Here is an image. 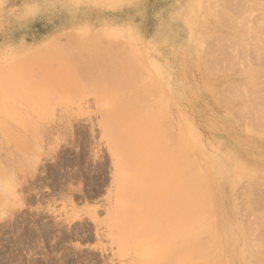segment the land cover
<instances>
[{
	"label": "rangeland",
	"instance_id": "374dc122",
	"mask_svg": "<svg viewBox=\"0 0 264 264\" xmlns=\"http://www.w3.org/2000/svg\"><path fill=\"white\" fill-rule=\"evenodd\" d=\"M186 204L264 260V0H0V264H170Z\"/></svg>",
	"mask_w": 264,
	"mask_h": 264
},
{
	"label": "bare ground",
	"instance_id": "6f19581e",
	"mask_svg": "<svg viewBox=\"0 0 264 264\" xmlns=\"http://www.w3.org/2000/svg\"><path fill=\"white\" fill-rule=\"evenodd\" d=\"M204 5H205V4H204ZM200 7H201V6H200ZM232 11H233V10H232ZM236 12H237V11H236ZM234 13H235V11H234ZM191 21H192V20H191ZM196 24H198V22H197ZM200 24H202V23L200 22ZM203 25H204V24H203ZM198 26H199V25H198ZM200 27H201V25H200ZM215 34H216V33H215ZM221 34H222V33H220L219 35H221ZM239 34H240V33H239ZM243 34H244V32L242 33V35H243ZM194 35H195V33H194ZM237 35H238V34H237ZM194 37H195V36H194ZM197 37H198V36H197ZM217 37H218V35H217ZM195 39H196V38H195ZM198 40H199V39H198ZM221 40H222V39H221ZM211 41H212V40H211ZM223 41H224V40H223ZM237 41H238V39H237ZM203 43H204V42H203ZM207 45H208V43H207ZM213 45H214V44H213ZM240 45H241V44H240ZM199 46H201V43H200ZM217 46H218V45H217ZM247 46H248V45H247ZM206 47H207V46H206ZM248 48H249V47H248ZM200 49H201V48H200ZM204 51H207V49L204 50ZM238 51H239V50H238ZM218 52H219V51H218ZM241 52H242V51H241ZM219 53H220V52H219ZM197 54H199V53H197ZM200 54H202V53L200 52ZM224 54H225V53H224ZM203 55H204V54H203ZM226 55H227V54H226ZM244 55H245V54H244ZM247 55H248V54L246 53V57H247ZM122 56H124V55H122ZM124 57H125V56H124ZM205 57H206V56H205ZM122 58H123V57H122ZM122 58L117 57L116 59H117L118 61H120V59L122 60ZM203 58H204V57H203ZM203 58H202V59H203ZM212 58H213V57H212ZM219 58H221V57H219ZM228 58H229V57H228ZM228 58H227V59H228ZM223 59H224V58H223ZM223 59H222V62H223ZM212 60H213V59H212ZM203 61H204V60H203ZM203 61H202V62H203ZM245 61H246V60H245ZM124 62H125V61H124ZM224 62H225V61H224ZM237 62H238V61H237ZM114 63H115V62H114ZM118 63H119V62H118ZM118 63L115 64L116 67H118L119 64H121V65L124 66L123 61H122V63H119V64H118ZM213 63H214V61H213ZM241 63H242V62H241ZM243 64H244V63H243ZM246 64H247V63H246ZM121 65H119V66H121ZM126 65H127V64H126ZM229 65H230V63H229ZM232 65H234V64H232ZM211 66H213V65H211ZM217 66H218V65H217ZM217 66H216V67H217ZM235 66H237V64H236ZM150 67H151V66H150ZM196 67H197V66H196ZM246 67H247V66H246ZM118 68H119V67H118ZM121 68H122V67H120V69H121ZM124 68H125V66H124ZM135 68H136V66H135ZM198 68H199V67H198ZM237 68H238V67H237ZM114 69H115V68H114ZM114 69H113V70H114ZM137 69H139V68L137 67ZM196 69H197V68H196ZM244 69H245V68H244ZM247 69H248V68H247ZM115 70H116V69H115ZM117 70H118V69H117ZM139 70L141 71V69H139ZM145 70H146V69H145ZM148 70H149V68H148L146 71H143V69H142V73H143V72H148ZM151 70H152V69H151ZM151 70H150V71H151ZM208 70H209V69H208ZM245 70H246V69H245ZM121 71H122V70H121ZM133 71H134V70H133ZM150 71H149V72H150ZM135 72H136V71H135ZM138 72H139V71H138ZM138 72H136V73H138ZM149 72H148V73H149ZM151 72H152V71H151ZM243 72H244V71H243ZM249 72H250V70H249ZM217 73H218V72H217ZM222 73H223V72H222ZM229 73H230V72H229ZM112 74H113V73H112ZM121 74H122V72H121ZM125 74H126V73H125ZM125 74H124V75H125ZM130 74H131V73H130ZM155 74H156V73H155ZM249 74H250V73H249ZM113 75H114V74H113ZM135 75H136V74H135ZM145 75L147 76V73L144 74L143 76H145ZM235 75H236V74H235ZM237 75H238V74H237ZM252 75H253V73H252ZM224 76H225V75H224ZM238 76H240V75H238ZM247 76H248V74H247ZM137 78H138V77H137ZM152 78H153V77H152ZM203 78H204V77H203ZM130 79H131V78H130ZM138 79H139V78H138ZM154 79L156 80V76L154 77ZM113 80H115V79H113ZM155 80H154V81H155ZM205 80H206V79H205ZM130 81H131V80H130ZM137 81H138V80H137ZM140 81H141V80H140ZM251 81H252V80H251ZM138 82H139V81H138ZM144 82H145V81H144ZM157 82H158V81H156V84H157ZM207 84H209V83H207ZM231 84H232L233 86H235V85L232 83V81H231ZM237 84H238V83H237ZM253 84H254V83L252 82V86H253ZM150 85H151V84H150ZM158 85H159V84H157V86H158ZM242 85H243V84H242ZM133 86H134V85H133ZM143 86H145V85H143ZM153 86L155 87L154 84H153ZM153 86H152V87H153ZM206 86H207V85H206ZM209 86H210V85H209ZM233 86H232V87H233ZM252 86H251V83H250V86H249V87L247 86V87H248V88H250V87L252 88ZM137 87H138V85H137ZM139 87H140V86H139ZM139 87H138V88H139ZM146 87H147V86H146ZM158 87H159V86H158ZM243 87H244V86H243ZM254 87H255V86H253V88H254ZM150 88H151V87H150ZM207 88H208V86H207ZM234 88H235V87H234ZM248 88H247V89H248ZM253 88H252V89H253ZM130 89H131V88H130ZM130 89H129V90H130ZM152 89H155V88H152ZM236 89H237V88H236ZM240 89H242V88H241V84H240ZM252 89H251V90H252ZM254 89H256V88H254ZM129 90H128V91H129ZM140 90H141V89H140ZM148 90H149V89H148ZM162 90H163V92H164V89H162ZM238 90H239V89H238ZM122 91H123V90H122ZM137 91H138V90H137ZM155 91H156V89H155ZM212 91H213V90H212ZM212 91H211V92H212ZM228 91H229V90H228ZM142 92H143V91H142ZM147 92H148V91H147ZM151 92H152L153 95H155V94H154L155 92H154L153 90H152ZM153 92H154V93H153ZM161 92H162V91H161ZM229 92H230V91H229ZM132 93H133V92H132ZM145 93H146V92H145ZM156 93H157V92H156ZM213 93H214V92H213ZM213 93H212V94H213ZM219 93H220V92H219ZM234 93H235V91H234L233 93H230V94H233L234 96L237 95V93H235V94H234ZM242 93H243V92H242ZM128 94H129V93H128ZM134 94H135V93H134ZM138 94H139V93H138ZM147 94H148V93H147ZM210 94H211V93H210ZM212 94H211V95H212ZM240 94H241V92H240ZM125 95H126V94H125ZM136 95H137V94H136ZM156 95H157V94H156ZM158 95H159V91H158ZM166 95H167V94H162V96H166ZM215 95H216V94H215ZM225 95H227V93H226ZM238 95H239V94H238ZM248 95H249V94H248ZM132 96H133V95H131V97H132ZM148 96H149V95H148ZM250 96H251V95H250ZM134 97H136V96H134ZM143 97H144V96H143ZM150 97H152V95H151ZM248 97H249V96H248ZM251 97H252V96H251ZM137 98H138V97H137ZM137 98H135V99L132 98V99L136 100ZM158 98H159V97H157V99H156V100H157V103H158ZM162 98H163V97H162ZM235 98H236V97H235ZM166 99L168 100L167 97H166ZM166 99L164 98L165 101H166ZM216 99H218V98H216ZM142 100H143V99H142ZM144 100H145V99H144ZM146 100H149V102H148V101H147V102L151 104V102H152V101H150L151 99L148 98V99H146ZM156 100H154V101H156ZM159 100H160V98H159ZM162 101H163V99H162ZM162 101H161V102H162ZM218 101H219V100H218ZM218 101H216V102H218ZM138 102H139V101H138ZM144 102H145V101H144ZM159 102H160V101H159ZM163 102H164V101H163ZM168 103H170V102L168 101ZM222 103H223V102H222ZM222 103H221V104H222ZM153 104H154V106H155L156 103L153 102ZM159 104H160V103H159ZM166 104H167V103H166ZM225 104H226V103H225ZM139 105H140V102H139ZM164 105H165V102H164ZM135 106H136V105H135ZM140 106H141V105H140ZM225 106H226V105H225ZM141 107H142V106H141ZM161 107H162V106H160V108H161ZM171 107H172V106H171ZM223 107H224V106H223ZM226 107H227V106H226ZM160 108H158V109H160ZM145 109H146V108H145ZM145 109H144V110H145ZM148 109H149V108H147L145 111L148 112ZM155 109H156V112H158V111H161V110L163 109V107L161 108V110H158L157 108H155ZM157 110H158V111H157ZM171 110H173V109H171ZM133 111H134V109H133ZM133 111H132V112H133ZM141 111H142V110H141ZM145 111H144V112H145ZM132 112H131V115H132ZM144 112H142V113H144ZM165 112H166V111H165ZM242 112H243V111H242ZM142 113H141V114H142ZM162 113H163V112H162ZM173 113H174V112H173ZM236 113H237V112H236ZM145 114H146V113H145ZM157 114H158V113H157ZM240 114H241V112H240ZM161 115H162V114H161ZM237 115H238V114H237ZM142 116H144V115H142ZM156 116H158V115H156ZM168 116H169V114H168ZM240 116H241V115H240ZM137 117H139L138 114H137ZM137 117H136V118H137ZM175 117H176V116H175ZM159 118H161V117H159ZM173 118H174V117H173ZM235 118H236V115H235ZM134 119H135V118H134ZM134 119H133V120H134ZM169 119H172V116H171ZM177 119H178V116H177ZM156 120H157V119H156ZM172 120H175V118L172 119ZM146 122H147V121H146ZM174 122H176V121H174ZM174 122H173V123H174ZM177 122H178V121H177ZM157 123H158V122H157ZM180 123H181V122H180ZM178 124H179V123H178ZM155 126H157V125L155 124ZM176 126H177V125H176ZM180 126H182V125H180ZM157 128H159V127H157ZM176 128H177V127H176ZM178 128H179V127H178ZM178 128H177V129H178ZM180 128H181V127H180ZM166 129H167V128H166ZM183 131H184V129H182V134L184 135ZM160 132H161V131H160ZM178 132H179V131H178ZM162 133H163V132H162ZM162 133H161V134H162ZM155 134H158V133H155ZM179 134H180V132H179ZM183 135H182V136H183ZM184 137H185V135H184ZM154 138H155V136H154ZM183 139H184V138H183ZM158 140H159V139H158ZM162 140H163V139H161L160 141H162ZM164 143H165V142H164ZM173 143H175V142H173ZM172 146H173V145H172ZM165 147H166V146H165ZM168 147H169V146H168ZM157 148H158V147H157ZM161 148H162V147H161ZM161 148H159V149H161ZM170 148H172V147H170ZM165 151H166V150H165ZM171 151H173V150H171ZM168 152H169V150H168ZM158 153H159V152H158ZM160 154H164V153H160ZM157 155H158V154H157ZM165 155H166V154H165ZM165 155H163V156H165ZM178 156H179V155H178ZM159 157H160V156H159ZM171 157L173 158L172 155H170V158H171ZM163 158H164V157H163ZM163 158H162V159H163ZM159 159H160V158H159ZM162 159H160V160H162ZM180 159H181V158H180ZM166 160H167V157H166ZM175 160H178V159L174 158V160L170 159L169 161L167 160V162H166V163L169 162V163H168V165H169V169L172 168L173 166L176 167V169H177V173H176V169H175L174 167H173L172 169H170V171H172V170L174 169L173 171H175V174H179V172L182 171L181 168H182V169H185L186 172L183 171L184 173H187V172H189V171L192 172V170H193V172H196V171H197L196 169L186 170V169H187V168H186L187 166H186L185 164L181 163L182 166H183V167H182L181 164L178 163L179 161L177 162V161H175ZM184 160H185V159H184ZM188 160H189V159H188ZM190 160H191V159H190ZM190 160H189L188 162H190ZM182 161H183V160H182ZM185 161H186V160H185ZM174 162H175V163H174ZM161 163H162V161H161ZM176 163H178V164H176ZM186 163H187V162H186ZM163 165L166 166V169L168 168V166H167L165 163H164ZM177 165H180V166H179V167H180L179 169H178ZM184 165H185V168H184ZM159 166H160V165H159ZM170 166H171V167H170ZM161 167L163 168V166H161ZM163 169H164V168H163ZM188 169H189V167H188ZM167 170H168V169H167ZM178 170H179V171H178ZM195 170H196V171H195ZM149 171H150V170H149ZM173 171H172V172H173ZM154 172H156V171H154ZM159 172H160V171H159ZM164 172H165V171H164ZM172 172H171V173H172ZM191 172H190V173H191ZM152 173H153V172H152ZM165 173H166V172H165ZM168 173H169V172H168ZM181 173H182V172H181ZM181 173H180V175H181ZM150 174H151V171H150ZM156 174H157V172H156ZM160 174H161V173H160ZM191 174H192V173H191ZM193 174H194V173H193ZM154 175H155V174H154ZM188 175H189V177H190V174H188ZM188 175H186L185 178H186ZM175 176H176V175H175ZM177 176H178V175H177ZM191 176H192V175H191ZM147 177H148V176H147ZM153 177H154V176H152V178H153ZM158 177H159V175H158ZM183 177H184V176H183ZM187 178H188V177H187ZM197 178H198V177H197ZM176 179H177V178H176ZM181 179H182V178H181ZM181 179H180V180H181ZM195 179H196V178H195ZM180 180H179V181H180ZM182 183H183V182H182ZM182 183H181V184H182ZM189 184H191V183H189ZM173 185H174V184H173ZM177 186H178V188H179V185H177ZM174 187H176V186H174ZM181 187H182V186H181ZM182 188H183V187H182ZM200 188H202V186H201ZM180 189H181V188H180ZM182 190H183V189H182ZM195 190H196V189H195ZM197 190H198V189H197ZM197 190H196V191H197ZM201 190H202V189H201ZM174 192L177 193V191H174ZM179 192H181V191H179ZM182 192H183V191H182ZM185 192H186V191H185ZM195 193H196V192H195ZM191 194H192V193H191ZM201 194H202V193H201ZM188 195H189V194H188ZM184 196L186 197L187 195H181V197H184ZM202 196H203V195H202ZM179 197H180V196H179ZM177 198H178V197H177ZM172 199H173V198H172ZM181 199H182V198H181ZM186 199H187V198H186ZM247 199H248V198H247ZM252 199H253V197H252ZM175 200H176V199H174V201H175ZM182 200H184V198H183ZM190 200H191V199H190ZM172 201H173V200H172ZM176 201H177V200H176ZM179 201H180V200H179ZM180 202H181V201H180ZM180 202H177V203H179V205H181ZM183 202H184V201H183ZM185 202H186V201H185ZM193 202H196V201H193ZM246 202H247V201H246ZM173 203H174V202H173ZM173 203H172V204H173ZM177 203H176V205H177ZM215 203H216V202H215ZM215 203H214V204H215ZM172 204H171L170 206H171V207H174V205L172 206ZM174 204H175V203H174ZM183 204H184V203H183ZM188 204H189V203H188ZM188 204H186L188 208H187V207H183V209L180 208L181 210H184V208H186L185 211H184L185 213L183 212V213H184V216L180 214V211H179L180 209H179V210L176 209V210H177V213L179 212V214H178L179 216H178L177 218H179L180 216H183L184 218H186V220H185L183 217H181L182 220L184 219V221H182V222H184V223L179 222L180 225H179L178 223H176V225H178V226H180V227H182V225H185V224L187 225V226H186V225H185V226H186V230L188 229V230H187L188 232L183 233L184 235H186V234H188V233L191 232L192 229L190 230V228H193L191 225H193L194 223H196V225H194V227H195V226L198 227V229H195L196 227L193 228V230H192V236H191V237L189 236V238H190L189 240L186 238V239H187V240H186L187 243L185 242V240L183 241V243L181 242V244H182L183 247H180V249L182 250V248H183L182 252L184 253V251H186V253H184V254H186L187 256H188V255L190 256V257H185V256H186V255H185V256H184L185 258H188V259L190 258V261H189L188 259H187L188 261H186V260H185V261H186L187 263L189 262L188 264H196V263H197V262L195 263V262L193 261L194 258L192 259V255H191V253L195 250V251H197V253H200V252H201V254H202L201 257H200L201 260H200V262H198L197 264H200V263H201V264H228V260H227V258H226V252L223 250V247H224V246H223V241H222L221 236H219L220 234L218 235L219 230L217 231V228H218V227H217V222H216V219H217V218L215 219V217H212V216H214L213 213H212V211H211L212 208L209 207L208 205H206L208 208H211V210L208 209L207 212H206L205 209H203V208H202L203 211L200 210V211H202L203 213H204V212L209 213V211L211 212V216H210V214L207 215V216H206V219H207L208 217H209V218L212 217V221H210L209 223H205L206 220H204V221H203L204 223H202V221H200V218H198L199 215L196 214V215L194 216V218H193V215H192V214H193L195 208L193 209V212H192V214H191V210H192V209H189L190 207H189ZM193 204H194V203H193ZM161 205H162V204H161ZM179 205H177V206H179ZM190 205H191V204H190ZM196 205H197V204H196ZM240 205H241V204H240ZM181 207H182V206H181ZM201 207H202V206H200L199 208L201 209ZM249 207H250V205H249ZM162 208H163V206H162ZM178 208H179V207H178ZM192 208H193V207H192ZM215 208H216V207H215ZM168 209H170V207L167 208V209H165V211L168 210ZM241 209H242V208H241ZM163 210H164V209H162V211H163ZM176 210H175V211H176ZM186 210H187V211H186ZM238 210H239V208H238ZM238 210H237V211H238ZM247 210L249 211V209H247ZM165 211H164V212H165ZM168 211H169V210H168ZM175 211H174V213H175ZM189 211H190V212H189ZM195 211H196V212H199V210L197 211V209H195ZM3 212H4V211H3ZM166 212H167V211H166ZM166 212H165V213H166ZM202 212L200 213V215L202 214ZM216 212H217V211H216ZM168 213H169V212H168ZM170 213H171V212H170ZM174 213H173V214H174ZM189 213H190L191 215H190ZM206 213H204V214H206ZM3 214L5 215V214H7V213L4 212ZM162 214H163V212H162ZM173 214H172V215H173ZM240 214H242V213H240ZM0 215H1V214H0ZM172 215H171V216H172ZM202 215H203V214H202ZM202 215H201V216H202ZM156 216L159 217L158 215H156ZM169 216H170V214H169ZM185 216H186V217H185ZM197 216H198V217H197ZM201 216H200V217H201ZM2 217H3V216H2ZM6 217H7V216H6ZM157 217H156V218H157ZM160 217H161V216H160ZM163 217H165V216H163ZM174 217H175V216H174ZM217 217H218V216H217ZM156 218H155L154 220H156ZM166 218H167V217H166ZM170 218H171V217H170ZM177 218H174V219L176 220ZM179 219H180V218H179ZM179 219H178V220H179ZM197 219H199V220H197ZM210 219H211V218H210ZM154 220H153V221H154ZM158 220H159V219H158ZM170 220H171V219H170ZM193 220H194V221H193ZM244 220H245V219H244ZM173 221H174V220H173ZM173 221H170V222L173 223ZM186 221H187V222H186ZM192 221H193V222H192ZM218 221H219V220H218ZM168 222H169V221H168ZM175 222H176V221H175ZM187 223H188V224H187ZM201 223H202V224H201ZM152 224L155 225V221H154V223L152 222ZM157 224H158V223L156 222L155 228H156ZM161 224H162V223H161ZM161 224H160V225H161ZM181 224H182V225H181ZM173 225H174V224H173ZM173 225L171 224V227H169V229H171V228L173 227ZM176 225H175V226H176ZM178 226H176V227H178ZM185 226H183V228H185ZM189 226H190V227H189ZM251 226H252V225H251ZM158 227H159V226H158ZM162 227H163V225H162ZM180 227H179V228H180ZM160 228H161V227H160ZM244 228H245V226H244ZM251 228H252V227H251ZM162 229H163V228H162ZM169 229H168V230H169ZM174 229H175V228L173 227V230H174ZM177 229H178V228H177ZM194 229H195V230H194ZM173 230H172V231H173ZM249 230L252 231V229H249ZM160 231H161V230H160ZM170 231H171V230H170ZM172 231H171V232H172ZM179 231H180V229H179L178 231H176V232H179ZM184 231H185V230H184ZM189 231H190V232H189ZM193 231H194V232H197V231H198V233H199L200 231H202V233H204V236L200 235V233H199V236H197L196 234H198V233H194ZM166 233L168 234V232H166ZM172 233H173V232H172ZM249 233H250V232H249ZM251 233H252V232H251ZM251 233H250V234H251ZM170 234H171V233H170ZM190 234H191V233H190ZM206 234L211 235V238H210L211 240L206 236ZM171 235H172V234H171ZM178 235H180V234H177V236H178ZM181 235H182V233H181ZM188 235H189V234H188ZM172 236H174V235H172ZM177 236H176V237H177ZM186 236H187V235H186ZM201 236L204 237V238H205V236H206V238H208L209 240L207 239V240H205L206 242H202L203 240H200V239H199V238H201ZM246 236H247V235H246ZM179 237H180V236H179ZM172 238H174V239H171L172 242H174V240L176 239L175 236L172 237ZM180 238H181V237H180ZM204 238H203V239H204ZM206 238H205V239H206ZM247 238H249V237H247ZM166 240H167V238H166ZM171 240H170V242H171ZM262 240H263V241H262ZM259 241H260V239H259ZM166 242H167V241H166ZM172 242H171V244H172ZM262 242L264 243V238H263V239L261 238V242H260L261 244H259V243H258V244L262 246V244H263ZM167 243L169 244V241H168ZM174 244H176V243H174ZM185 245H186V246H185ZM172 246H174V245L172 244L170 247H169V245H168V247H169L170 249H171ZM178 246H179V245H178ZM184 246H185V250H184ZM245 246H246V244H245ZM175 247H176V246H175ZM259 247H260V246H259ZM173 248H174V247H173ZM173 248H172V249H173ZM176 248H177V247H176ZM176 248H174V249H176ZM261 248H263V251H264V247H261ZM259 249H260V248H259ZM259 249H258L257 247H255V246L252 247L250 250H247V248H246V252H248V254H247L246 252H244V253H243V257H247V258H249V261H248V262H250V259H251V258H253V257L256 258V256H255V252H256V255H257V253H258V255H259V252L261 251V250H259ZM176 250H179V249L177 248ZM187 250H188L189 252H187ZM256 250H257V251H256ZM258 250H259V252H258ZM195 251H194V252H195ZM194 252H193V254H194ZM171 253H172V254H171V256H169V257H170V260H172L173 262L170 261V264H171V262H172V264H175V263H177V260H178V259L181 260L182 258H184L183 256H181V254L178 255V254L180 253V250H179V253H178V252H171ZM166 254H167V252H166ZM174 254H175V255H174ZM184 254H183V255H184ZM167 255H168V254H167ZM177 255H178V256H177ZM258 255H257V256H258ZM172 256H175V258L173 257L175 260L172 259ZM179 256H181L182 258L180 259ZM229 256H230V255H229ZM229 256H228V257H229ZM236 256H237V258H238V261L240 262V256H239V255H236ZM166 257H167V256H166ZM169 257H168V258H169ZM178 257H179V258H178ZM259 257H260V255H259ZM254 258H253V260H255ZM257 258H258V257H257ZM257 258H256V260H257ZM166 259H167V258H166ZM251 260H252V259H251ZM256 260H255V261H256ZM261 260H262V259H261ZM185 261H184V262H185ZM258 261H259V260H258ZM174 262H175V263H174ZM182 262H183V261H182ZM193 262H194V263H193ZM256 262H257V261H256ZM262 262L264 263V260L261 261V263H262ZM168 263H169V262H168ZM180 263H181V262H180ZM187 263H186V264H187ZM259 263H260V262H259ZM261 263H260V264H261ZM182 264H183V263H182Z\"/></svg>",
	"mask_w": 264,
	"mask_h": 264
}]
</instances>
